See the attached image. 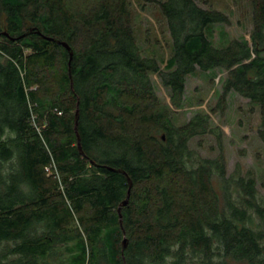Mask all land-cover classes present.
Masks as SVG:
<instances>
[{"label":"trees","instance_id":"obj_1","mask_svg":"<svg viewBox=\"0 0 264 264\" xmlns=\"http://www.w3.org/2000/svg\"><path fill=\"white\" fill-rule=\"evenodd\" d=\"M144 1L167 19L164 70L138 43L130 0H0V264H264L256 175L191 148L206 135L222 148L210 114L173 117L189 75L224 69L218 109L248 98L264 143V0H251V40L221 30L223 47L227 13Z\"/></svg>","mask_w":264,"mask_h":264},{"label":"rangeland","instance_id":"obj_2","mask_svg":"<svg viewBox=\"0 0 264 264\" xmlns=\"http://www.w3.org/2000/svg\"><path fill=\"white\" fill-rule=\"evenodd\" d=\"M204 8L223 11L230 16L231 24L217 27L214 43L223 47L226 40L244 37L251 40L253 16L251 0H196ZM133 26L136 37L145 55L155 56L165 69L166 61L172 55V41L167 19L160 8L144 0H130ZM221 30L227 39H221ZM228 72L219 69L212 72L198 71L187 77L185 107L173 108L176 124L183 125L199 112L210 114L214 126L223 130L222 148L213 135L197 137L191 148L205 158H216L224 151L228 174L238 170L242 174L253 171L258 181V189L264 197V143L259 136L261 125L260 109L237 93L228 97L226 109H218L219 94L223 91L222 82ZM155 89L162 103L171 106V93L158 74L152 75Z\"/></svg>","mask_w":264,"mask_h":264},{"label":"water","instance_id":"obj_3","mask_svg":"<svg viewBox=\"0 0 264 264\" xmlns=\"http://www.w3.org/2000/svg\"><path fill=\"white\" fill-rule=\"evenodd\" d=\"M4 35H8V33L4 32ZM48 40H51V38H47ZM61 45H63L69 52H70V55H71V60H70V63L73 59V51H72V48L70 47V45L66 42H59ZM78 118H79V110H77V126H78ZM78 146H79V149L80 151L83 153V148H82V143H81V138L78 134ZM120 172L124 173L125 175H127V173L123 170H119ZM129 178V177H128ZM129 182H130V188H129V192H128V196H127V199L121 204L120 208H119V214H120V218L122 220V207L126 206L128 203H129V199H130V196H131V189L133 187V183L131 181V179L129 178ZM128 244V240L125 238L124 240V244H123V248H126Z\"/></svg>","mask_w":264,"mask_h":264}]
</instances>
